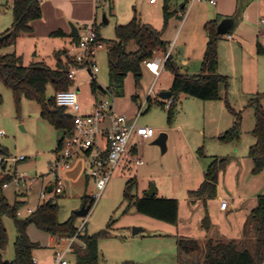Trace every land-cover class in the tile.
Returning <instances> with one entry per match:
<instances>
[{"label":"rangeland","instance_id":"1","mask_svg":"<svg viewBox=\"0 0 264 264\" xmlns=\"http://www.w3.org/2000/svg\"><path fill=\"white\" fill-rule=\"evenodd\" d=\"M231 1L229 0V6ZM114 2L115 6L111 9L110 2L97 4L95 0H49V4L45 5L46 8H43L44 11L47 9L43 20L47 21L48 26L55 23L65 24L70 31L72 26H75L81 33L96 25L100 36L105 40L103 48L99 49L96 55L100 69L96 81L105 89L110 86L108 49L109 43L116 40V27L127 24L129 21L125 20H131L135 13L142 23L150 24L158 30H162L164 24L165 0H159L156 6L150 5L149 0H114ZM181 3V0H172L169 10H177ZM12 4L13 0H0V37L12 28ZM219 6L220 4L212 6L207 2L189 3L183 17L177 13L170 18L162 39L169 42L168 50L170 43L175 41L172 56L178 65L183 60L188 61L189 58H200L203 55L208 39L204 25L218 17ZM234 6L239 23L232 34L237 41H230L223 35L218 43V53L220 50L222 54L218 72L229 78V88L221 89L222 100L202 101L181 95L175 105L174 119L169 122V109L158 104L156 100L164 101L160 98V86L167 82L170 84L172 73L164 68L162 77L157 81L145 66L138 85L134 76L130 74L122 92L117 94L114 91L103 95L115 104V111L120 114L128 112L136 117L141 112L137 124L153 128L156 131V139L143 143L135 140L134 143L138 146L139 156L144 161V165L138 167L134 159L126 164L121 162L88 216L75 219L78 229L86 221L82 235L91 236L103 230L110 232V237L99 240L101 264L203 263V251L191 256L179 254L177 258L178 247L174 233L177 224L171 225L142 215L130 206L124 198V192L131 179L138 181V187L133 190V195L142 197L146 190L155 186L158 197L177 199L183 208L189 200L188 192L196 190L204 181V174L213 158L233 156L239 159L238 164L243 173L238 184L237 180H231V177L225 182L221 181L224 191L233 192L236 185L239 196L247 197V204L254 201L255 195H264V169L260 174H253L254 166L249 158L250 148L255 145L252 132L256 125V117L255 108L248 106L249 101L258 94L264 95V56L257 54V47L252 50L246 47L239 63L233 64L231 61L232 46L239 47L244 43V39L249 40L258 32H264V24H259L260 20L264 19V0H236ZM190 7L192 8L186 18L187 22L183 25L182 22ZM104 16L108 24L105 23ZM36 29L38 31V28ZM52 41L59 43L60 49L69 45L68 39L61 37L52 40L48 37L47 40L40 41L22 38L17 46L15 43L1 47L0 56L16 54L22 57L25 66L40 61L56 69L57 60ZM126 49L128 52H136L138 47L136 43L131 42ZM164 54L165 52L163 54L161 52L156 55ZM179 67L182 72H187L185 66ZM199 73L200 70L195 74ZM75 81L81 82L77 90L80 103L83 106L90 104L95 97L90 88V76L87 72H77ZM151 87L150 96L153 105L149 109L146 102ZM224 91L227 94L226 99L223 97ZM55 95L56 92L49 85L46 98H55ZM135 96L137 98H134ZM226 101L242 115L240 140L228 145L222 144L218 139L232 127L234 122V116ZM262 107L264 109V98ZM161 134L167 136V148L164 152L159 145L153 144ZM61 137L63 134L42 118L41 106L38 102L22 97L17 104L12 90L4 83H0V147L7 150V154L3 156L7 167L6 169L0 167V178L6 174L13 175L17 171L18 177H25L28 186H32L24 197L26 204L20 209L21 218L28 216L29 208L35 210L41 204L39 199L41 193L45 192L49 185L54 184L57 177L63 185L64 193L53 196L47 192V200L58 205L60 222L69 220L82 208L84 196L94 197L97 194L95 182L87 180L88 161L84 156L75 159L70 169L60 171L58 176L52 175L51 165L55 161L56 149ZM201 151L205 156L200 154ZM20 156L25 157V160L15 163L13 158ZM25 189L27 187L23 184L18 186L12 183L4 188V194L9 203L14 204L23 199L18 195ZM220 220L221 223L228 222L222 217ZM3 223L7 229L9 244L5 250H0L2 255L0 264L14 261V245L17 237L13 220L4 217ZM110 224L111 227L108 228ZM30 227L31 230L28 231L30 239L43 245L34 251L36 257L48 261L47 264H56L55 252L63 250L69 239L55 237L54 241H51L53 236L34 225ZM134 228L143 229L144 232L133 235ZM249 239L245 240L243 245H238L256 256L258 247L256 229L253 237ZM76 244L79 248H83L81 239L77 238ZM65 259L69 264H75L76 256L74 253H67ZM261 264H264V259Z\"/></svg>","mask_w":264,"mask_h":264},{"label":"trees","instance_id":"2","mask_svg":"<svg viewBox=\"0 0 264 264\" xmlns=\"http://www.w3.org/2000/svg\"><path fill=\"white\" fill-rule=\"evenodd\" d=\"M170 2L171 0H165L162 30H158L150 24L142 23L136 13L133 20L128 24L116 27V40L109 43L108 49L110 86L105 89L93 79L90 82V88L94 95L97 92L110 93L114 91L119 94L122 92L126 78L130 74L134 76L138 85L143 77L144 62L154 59L158 52L168 50L167 43L163 41L162 35L173 15L182 11L184 14L189 0H183L181 6L175 11L169 10ZM182 6L184 7L182 8ZM12 12V28L2 35L10 34V36L0 42V48L13 45L21 36L31 34L33 32V22L40 20L43 15L40 0H13ZM218 25V20L207 22L204 25L208 41L199 74L190 75L182 72L173 56L167 61L165 68L173 75L170 89L172 93L170 99H173V104L169 108V122L174 119L175 105L181 95L194 97L202 101H220L222 100V87L226 90L229 88V78L218 72V43L222 39V35L218 33ZM94 28L98 33L97 42L105 43L96 25ZM52 36L65 37L66 34L59 30L52 33ZM71 37L78 43L79 36L72 35ZM131 42L136 43L138 47L136 52L127 51L126 48ZM257 53L259 56H264V48L260 44L257 46ZM54 56L57 60L56 69L48 67L43 62L25 66L22 57L16 54L0 56V83H4L12 90L17 104L20 103L22 97L38 102L41 106L42 118L48 121L58 132L64 134L74 128L73 115L66 108L59 107L55 98H46V90L49 85L56 93L69 90L75 84V80L69 78L68 72L71 68H79L80 64L65 49L56 52ZM134 98H137V96ZM263 98V94H258L248 104L249 107L255 108L256 125L252 132L255 145L250 148L249 158L253 162V174L256 175L264 169ZM156 102L165 107V101L156 100ZM226 103L234 116V122L229 130L218 137L224 145L240 140L242 124L241 113L230 107L227 101ZM146 105L149 106V109L153 105V99L150 96L147 98ZM62 138L58 141L56 154L60 149ZM6 154L7 150L0 147V157ZM200 154L205 156L203 151ZM231 162L232 157L229 156L224 158L214 157L204 174V181L196 190L188 192V199L206 201L215 198L219 175L228 168ZM1 167L6 169L4 165ZM12 180L13 177L8 174L0 178V250H5L9 244L7 229L3 223V218L8 217L13 220L17 232L14 245L15 259L12 262H2L1 264H37L34 260V251L40 245L33 242L28 235V228L31 225L53 237L71 238L77 236L85 244V247L78 249L75 264H101L99 240L111 236L108 230L100 231L91 236L82 235L75 225L77 216L73 214L69 220L60 222L58 219L59 207L51 200L39 205L27 217H19L18 212L26 203L16 201L14 204H10L4 194V185L11 183ZM137 187V179L128 181L124 198L130 206H133L138 213L156 220L171 225L178 223L179 201L177 199L162 198L157 195L154 197L145 195L138 197L132 194ZM95 202L94 197H83V205L89 206L91 209ZM249 218L254 223L257 234L256 256L251 251L240 248L235 241L216 242L211 239L202 247L199 240L187 237L178 238L177 245L180 255L191 256L203 251L202 264H261L264 259V195L258 197L257 206L251 211ZM110 227L111 224L108 228ZM210 227V217L206 213L202 221V228L209 230ZM125 264L136 263L127 262Z\"/></svg>","mask_w":264,"mask_h":264},{"label":"built area","instance_id":"3","mask_svg":"<svg viewBox=\"0 0 264 264\" xmlns=\"http://www.w3.org/2000/svg\"><path fill=\"white\" fill-rule=\"evenodd\" d=\"M112 0H95L97 4L111 2ZM220 0H189V3L195 4L197 2H207L212 6H216ZM150 4H156L158 0H149ZM188 3V4H189ZM264 23V19L261 20ZM227 39L233 40L231 34L225 35ZM98 33L94 26L89 27L85 31L79 33V41L76 45L75 51L69 53L77 63L80 64L79 68H71L68 72L70 79L75 80V75L79 71H90V80H96V75L100 69L96 62V55L99 49L103 48V43L97 42ZM174 44L170 49L165 52L163 56L156 55L154 59L145 61L144 66L155 76L157 80L169 58L173 54ZM81 82L76 83L67 91L56 93L55 101L59 107L66 108L68 112L73 115L74 128L63 134L62 142L58 153L56 154L55 161L51 165V172L53 176H58L62 170L70 169L72 162L84 156L88 161L87 175L90 180L94 181L97 187V194L94 198L97 200L106 189V186L115 172V169L125 159L127 155L138 146L134 143L138 140L143 143L155 137L156 131L147 126H139L137 124L139 115L134 119H130L126 114H120L115 111L114 105L107 99L102 98L97 101L94 111L89 114L82 113V105L79 100L78 88ZM152 92L150 89L148 96ZM109 93V92H108ZM107 93V94H108ZM173 104V99H167L165 107L169 109ZM25 160V157H15V163ZM135 164L140 167L144 165V161L140 157H135ZM5 159L0 157V167L5 163ZM28 180L25 177H13L9 184H16L28 186ZM5 184L3 188L9 186ZM64 193L63 185L60 183L58 177L54 183V189L50 195L58 196ZM47 191L41 194V204L48 201ZM228 206L227 201H222L220 208L226 210ZM34 211L27 210L30 215ZM18 216H22V212H18ZM86 225V221L79 230ZM77 236L69 238L68 245L55 254L56 264H69L65 259L67 253H74V244ZM83 247L85 244L83 243Z\"/></svg>","mask_w":264,"mask_h":264},{"label":"crops","instance_id":"4","mask_svg":"<svg viewBox=\"0 0 264 264\" xmlns=\"http://www.w3.org/2000/svg\"><path fill=\"white\" fill-rule=\"evenodd\" d=\"M176 1H178V0H176ZM181 1L183 3V0H181ZM235 1L236 0H232L231 6H229V0H220L218 2V4L216 5V6H218L220 4L218 12H217L218 17L216 19H214V20H218L219 24L222 21L227 20V19H237V25H236L234 31L237 29L238 23H239V18L235 16V6H234ZM40 2H41V6H42V13H43L42 18L38 21L33 22V24H32L33 32L31 34L24 35V36H21L20 38H18V40L16 42V46L22 38H25V39L28 38V39H31L34 41H37V40L40 41L41 39L47 40V38L49 37L52 40V38L53 39L56 38V37L52 36V33L61 30L63 33L66 34L65 37H61V38L68 39L69 45L66 46L65 48L60 49V48H58V46L60 44L59 43L57 44L56 41H52V44L55 47L54 48V55L56 52L61 51L63 49L68 50L69 53H72L73 51H75L77 42H75L74 39L71 37L72 35H74V34H72V29L70 31V29H68L65 26V24H60V23H55L52 26H48L47 21L43 20L45 18L46 13H47V9H46V11H44L43 8L45 7V5L49 4L48 3L49 0H40ZM158 2H159V0H158ZM158 2L156 4H150V5L156 6L158 4ZM110 3H111L110 4L111 9H112L115 6L114 5L115 2H114V0H112ZM181 4H180V6H181ZM183 7L184 6H182V8ZM191 8L192 7H190L188 9L187 14L184 17L182 24L184 22L185 23L187 22L186 18L190 13ZM182 12H180V15L184 16V14ZM48 15H51V14H48ZM134 16H135V14L133 15V18H134ZM104 17H105L104 21L105 20L108 21L106 16H104ZM69 18H72V17H69ZM133 18L131 20L126 19L125 21L130 22L133 20ZM163 20H164V15H163ZM129 22H127V24ZM95 24H96V20H95ZM106 24H108V23H106ZM259 24H264V23H261V20H260ZM36 28H38V31ZM234 31L230 32L229 34L233 35L232 33ZM77 36H79V30H78ZM163 41L166 43H169V42H167V40H163ZM207 41H208V39H207ZM230 41H237V40L234 38L233 40H230ZM174 42L170 43V45L174 44ZM258 44H260L264 48V32H258L256 36L251 37L249 40L244 39V43H241V45L239 47L238 46H232V48H231V50H232L231 51L232 52L231 53V61L233 62V64H237L241 61L242 54L245 51L246 47H248V48H250V50H252L255 47H257ZM206 45H207V42H206ZM167 46H169V44H167ZM205 50H206V46H205ZM205 50L203 52V55L200 58H194V59L189 58L190 60L188 59V61L183 60L179 64V66H181V67L185 66L187 68L186 73H188L190 75H195V73H197L199 70H201ZM159 53H161V52H158L157 54H159ZM162 54H163V52H162ZM221 61H222V54H221V51L219 50V67H220ZM38 62H40V61H38ZM38 62H36V63H38ZM96 62H97V60H96ZM164 70L162 71L160 77L158 78L159 80L162 77ZM189 71L191 73H189ZM80 72H85V71H79L78 73H80ZM86 72L89 76H91L90 71H86ZM149 73L152 74L150 71H149ZM158 79H157V81H158ZM172 81H173V75H172V78L170 79V84H168V82H167V84H161V86H160L161 93L170 91ZM150 89L148 90V93H149ZM106 94H107V92L106 93L97 92L95 97L90 102V104L84 105V106L81 104L82 105V113L83 114L92 113L94 111V108H95L97 101H99L102 98H105L103 95H106ZM226 96H227L226 91H224V96H223L224 99H226ZM164 101L166 103V100H164ZM113 105H114V109H115V104L113 103ZM123 113L126 114L130 119L135 118V116H133V114H129L128 112H123ZM155 139H156V134H155V137L153 139L147 140V141H152ZM137 156L140 157L139 156V150H138V148L137 149L134 148L130 152V154L125 157V159L122 162H123V164H126L127 162H130L132 159H134ZM231 157H232L231 164L228 166V168L225 171L221 172L219 175L217 195L215 198L208 199L206 201H204V200H190V199L188 200L187 199L188 201H186L183 208H182L181 203L179 202V219H178L176 230L174 231L175 237H176V242L178 241V238H180V237H187V238H193V239L199 240L202 247H204L206 242L208 240H211V239L216 241V242L235 241L238 244L243 245L242 243H244L245 240L253 237L255 226H254V223L252 221H250L249 217H250L251 211L257 206L258 197L260 195H255L254 201L252 203L247 204V197L246 196H239L238 187L236 189V185H235L233 192L224 191V189L222 187L223 185L221 184L222 182H225L227 179H229L231 177V180L236 179L237 184H238V182L240 181V175L243 173L239 167V164H238L239 159L234 158L233 156H231ZM3 165L5 167H7L6 162ZM14 174L11 176L14 177V176L18 175L17 171H15ZM8 175H10V174H8ZM87 180H90L88 175H87ZM34 182H33V184H34ZM49 186L46 188V191L48 193H50L48 191ZM26 187H27V189L21 191L20 194L18 195L19 198H21V199L23 198L22 200L25 203H26V201L24 200V197H26L28 189H31L32 186L26 185ZM148 191H149V189L145 191V194H144L145 196H146V193ZM156 195H157V190H156ZM39 199L41 200V195H40ZM22 200H18V201H22ZM224 200L228 202V206H227L226 210H222L220 208L221 202ZM39 205H41V204H39ZM35 210H33V211H35ZM206 213L210 217L211 227L209 230L202 228V221H203ZM215 216L219 217V219L216 218ZM220 217H222L224 220H227L228 222L221 223ZM30 230H31V227L28 228V231H30ZM143 232H144V230L142 232H140V234ZM29 234L30 233H28V235ZM54 239H55V237H51L50 240L54 241ZM249 240H251V239H249ZM57 241H60V240H57ZM33 242L38 243L40 245L39 248L43 247V245L40 242H38V241H33ZM67 242H69V241L67 240ZM57 244L59 246V243H57ZM177 247H178V245H177ZM74 249H75L74 254L77 257V251L80 248L78 247L76 242L74 244ZM56 252H55V254H56ZM179 254L180 253L178 250L177 258L179 257ZM34 260L37 264H47L48 263V261L38 259L35 255V253H34Z\"/></svg>","mask_w":264,"mask_h":264},{"label":"water","instance_id":"5","mask_svg":"<svg viewBox=\"0 0 264 264\" xmlns=\"http://www.w3.org/2000/svg\"><path fill=\"white\" fill-rule=\"evenodd\" d=\"M104 19H105V17H104ZM105 23H108V21L105 20ZM236 25H237V19L224 20L218 25V33L222 36L227 35L230 32L234 31ZM72 34L78 35V30L74 26H72ZM9 36H10V34H6L4 36H1L0 42H3L4 40L8 39ZM171 96H172V93L170 91L163 92L160 94V98L163 100L170 99ZM166 141H167V136L165 134H161L159 136L158 140H156L154 142V144L159 145L164 152V151H166V148H167L166 147ZM53 189H54V184H51L48 188V191L51 193L53 191ZM155 195H156V188H155V186H152L149 189V191L146 193V196L147 197H154ZM90 210H91V208L89 206L83 205L82 208L75 213V215L77 217H80V218H85L88 216ZM142 231H143V229L134 228L133 235H137Z\"/></svg>","mask_w":264,"mask_h":264}]
</instances>
